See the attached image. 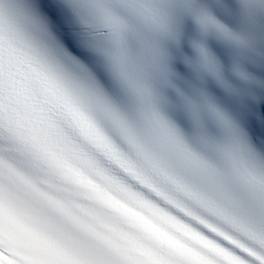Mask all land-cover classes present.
<instances>
[{"label": "snow or ice", "instance_id": "6c2138e0", "mask_svg": "<svg viewBox=\"0 0 264 264\" xmlns=\"http://www.w3.org/2000/svg\"><path fill=\"white\" fill-rule=\"evenodd\" d=\"M0 264H264V0H0Z\"/></svg>", "mask_w": 264, "mask_h": 264}]
</instances>
